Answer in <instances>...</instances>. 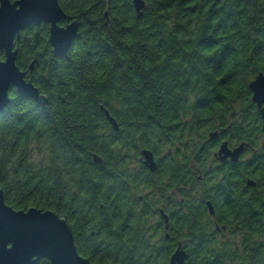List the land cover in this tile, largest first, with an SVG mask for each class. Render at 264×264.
Masks as SVG:
<instances>
[{"label":"trees","instance_id":"obj_1","mask_svg":"<svg viewBox=\"0 0 264 264\" xmlns=\"http://www.w3.org/2000/svg\"><path fill=\"white\" fill-rule=\"evenodd\" d=\"M144 1L138 15L133 0H60L80 23L65 57L54 55L44 23L15 41L18 67L29 71L35 61L30 79L48 103L12 89L0 116L6 203L59 214L92 264H164L165 256L149 247L151 232L138 207L130 209L128 234L121 232L129 207L120 189L114 214L115 176L122 177L140 149L149 147L178 154L185 186L208 132L226 124L234 107H255L249 84L264 73V0ZM103 108L121 125L116 138ZM250 129L233 128L245 140ZM206 197L203 186L182 205L177 235L196 251L188 264H264V234L247 224L243 254L231 245L213 249ZM232 199L240 202L232 203L230 219L246 221L249 213L237 209L253 198Z\"/></svg>","mask_w":264,"mask_h":264},{"label":"flooded vegetation","instance_id":"obj_2","mask_svg":"<svg viewBox=\"0 0 264 264\" xmlns=\"http://www.w3.org/2000/svg\"><path fill=\"white\" fill-rule=\"evenodd\" d=\"M65 24L66 21L61 23ZM254 105L255 107H234L226 124L219 122L217 128L208 132L207 139L202 145L204 151L193 160L192 167H195V170H192L193 177L185 186H180V162L177 153L142 147L139 156L135 154L136 157L130 161L125 174L122 177L115 176L114 214L117 212L121 197L120 189L125 192L124 205L129 207L124 218L126 223H123L121 232L124 235L128 234L131 227L128 222L132 215L130 209L138 207L143 212V219L148 223L147 228L151 232L148 243L153 252L165 256L164 264H170L175 252L178 249L184 250L188 264L189 258L196 251L190 247L192 242L185 243L187 241L177 235L182 205L185 204L184 198L187 200L191 196L194 198L198 193H202L204 186L207 197L203 201L208 211V222L213 230L209 244L214 246L213 249L231 245L233 253L243 254L245 236L251 233L244 228V224L248 225L249 230L262 231L264 234V127L261 111L255 103ZM235 126L241 129L251 127L249 130L251 138L238 139L233 130ZM112 130L114 138L118 137L121 125L119 124L118 130L113 127ZM224 144L228 152L220 154ZM178 146L179 143L176 148ZM241 146L243 150L239 152V157L235 161L230 154ZM144 150L152 152L156 169L152 170L145 163V157L142 155ZM234 196L240 200L245 196L253 198L250 206L256 207L259 203L261 207L252 209L247 205L245 209L238 208L240 214L246 211L249 216L244 219L246 221H233L230 219L233 214L232 203L240 202L238 199L234 202L232 199ZM216 197H219L218 201ZM114 221L116 227L118 225L116 216ZM256 241L260 242L258 239Z\"/></svg>","mask_w":264,"mask_h":264},{"label":"water","instance_id":"obj_3","mask_svg":"<svg viewBox=\"0 0 264 264\" xmlns=\"http://www.w3.org/2000/svg\"><path fill=\"white\" fill-rule=\"evenodd\" d=\"M136 13L141 15L146 7L144 0H133ZM108 18V13L105 14ZM66 21L65 25H61ZM49 25V44L56 57H65L76 40L80 23L72 20L60 5V0H0V50L5 53L0 60V116L11 103L10 92L33 99L39 105H46L48 98L30 80L29 71H22L17 65L19 50L15 41L23 31L33 25ZM252 101L259 107L264 127V73H259L249 84ZM107 120L113 129L118 130L117 120L103 108ZM222 145L220 154L228 152ZM243 146L231 153L237 160ZM240 152V153H239ZM145 163L156 169L153 154L142 151ZM96 163L102 158L93 156ZM211 205V204H210ZM47 259L51 264H92L83 257L76 247L75 237L69 223L51 210L36 207L17 210L5 201L4 191L0 188V264H38ZM187 255L178 249L171 257L170 264H186Z\"/></svg>","mask_w":264,"mask_h":264}]
</instances>
